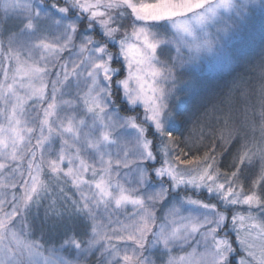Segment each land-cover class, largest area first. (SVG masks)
<instances>
[{
  "label": "snow or ice",
  "instance_id": "6c2138e0",
  "mask_svg": "<svg viewBox=\"0 0 264 264\" xmlns=\"http://www.w3.org/2000/svg\"><path fill=\"white\" fill-rule=\"evenodd\" d=\"M0 264H264V0H0Z\"/></svg>",
  "mask_w": 264,
  "mask_h": 264
},
{
  "label": "rangeland",
  "instance_id": "374dc122",
  "mask_svg": "<svg viewBox=\"0 0 264 264\" xmlns=\"http://www.w3.org/2000/svg\"><path fill=\"white\" fill-rule=\"evenodd\" d=\"M260 43H261V29H260V22L257 20L255 31L253 33L252 47L258 51ZM225 79H227V77H225ZM217 83H222V81H218Z\"/></svg>",
  "mask_w": 264,
  "mask_h": 264
}]
</instances>
